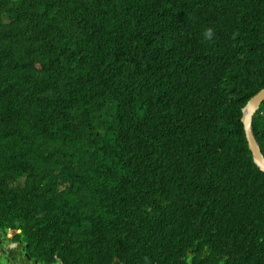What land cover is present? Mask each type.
Here are the masks:
<instances>
[{
  "label": "trees",
  "instance_id": "16d2710c",
  "mask_svg": "<svg viewBox=\"0 0 264 264\" xmlns=\"http://www.w3.org/2000/svg\"><path fill=\"white\" fill-rule=\"evenodd\" d=\"M262 89L264 0H0V231L37 264H264Z\"/></svg>",
  "mask_w": 264,
  "mask_h": 264
},
{
  "label": "water",
  "instance_id": "95a60500",
  "mask_svg": "<svg viewBox=\"0 0 264 264\" xmlns=\"http://www.w3.org/2000/svg\"><path fill=\"white\" fill-rule=\"evenodd\" d=\"M264 102V89L254 95L242 109V123L254 163L264 172V155L253 131V117Z\"/></svg>",
  "mask_w": 264,
  "mask_h": 264
},
{
  "label": "flooded vegetation",
  "instance_id": "af4514ba",
  "mask_svg": "<svg viewBox=\"0 0 264 264\" xmlns=\"http://www.w3.org/2000/svg\"><path fill=\"white\" fill-rule=\"evenodd\" d=\"M21 252H24L23 256ZM0 258L3 264H37L26 256L21 242L11 244V241L7 240L4 230L0 231Z\"/></svg>",
  "mask_w": 264,
  "mask_h": 264
},
{
  "label": "clouds",
  "instance_id": "9594fccd",
  "mask_svg": "<svg viewBox=\"0 0 264 264\" xmlns=\"http://www.w3.org/2000/svg\"><path fill=\"white\" fill-rule=\"evenodd\" d=\"M211 34H212V30L210 28L208 29H205L203 31V36L207 39V38H210L211 37Z\"/></svg>",
  "mask_w": 264,
  "mask_h": 264
},
{
  "label": "rangeland",
  "instance_id": "374dc122",
  "mask_svg": "<svg viewBox=\"0 0 264 264\" xmlns=\"http://www.w3.org/2000/svg\"><path fill=\"white\" fill-rule=\"evenodd\" d=\"M1 264H3L1 261H0Z\"/></svg>",
  "mask_w": 264,
  "mask_h": 264
}]
</instances>
